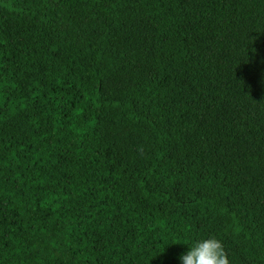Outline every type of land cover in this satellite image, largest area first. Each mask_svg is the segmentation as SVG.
Here are the masks:
<instances>
[{"label": "trees", "instance_id": "1", "mask_svg": "<svg viewBox=\"0 0 264 264\" xmlns=\"http://www.w3.org/2000/svg\"><path fill=\"white\" fill-rule=\"evenodd\" d=\"M208 236L264 264V0H0V264Z\"/></svg>", "mask_w": 264, "mask_h": 264}, {"label": "clouds", "instance_id": "2", "mask_svg": "<svg viewBox=\"0 0 264 264\" xmlns=\"http://www.w3.org/2000/svg\"><path fill=\"white\" fill-rule=\"evenodd\" d=\"M186 245L187 250L178 256L180 264H230L222 240L215 236L194 239Z\"/></svg>", "mask_w": 264, "mask_h": 264}]
</instances>
